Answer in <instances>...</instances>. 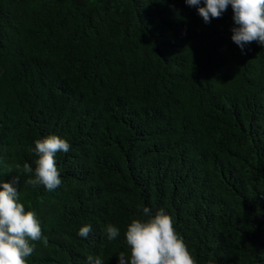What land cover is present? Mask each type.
Wrapping results in <instances>:
<instances>
[{
  "label": "trees",
  "instance_id": "obj_1",
  "mask_svg": "<svg viewBox=\"0 0 264 264\" xmlns=\"http://www.w3.org/2000/svg\"><path fill=\"white\" fill-rule=\"evenodd\" d=\"M235 26L185 0H0V180L20 175L48 239L28 264H118L142 206L197 264H264V46L242 52ZM53 134L62 185L29 186Z\"/></svg>",
  "mask_w": 264,
  "mask_h": 264
},
{
  "label": "clouds",
  "instance_id": "obj_2",
  "mask_svg": "<svg viewBox=\"0 0 264 264\" xmlns=\"http://www.w3.org/2000/svg\"><path fill=\"white\" fill-rule=\"evenodd\" d=\"M185 3L196 7L206 24L221 18L231 6L236 25L232 29V41L242 52L252 42L264 46V0H185ZM34 145L28 151L36 157L35 168L28 163L22 167V173L29 176L25 183L54 191L62 185L56 156L60 152L68 153L71 144L53 134L37 139ZM14 167L21 171L19 164ZM20 182V175L11 181L0 180V264H28L35 243L42 241L45 246L48 243L39 217L35 211L26 210L21 202ZM139 210L142 218L132 219L124 233L130 255L120 252L118 264H197L183 236L175 229L173 217L164 208L154 214L146 206ZM91 230L90 224L84 225L78 235L87 238ZM103 231L109 241L120 235L119 227L111 223ZM87 264H104V260L102 256L89 255Z\"/></svg>",
  "mask_w": 264,
  "mask_h": 264
}]
</instances>
